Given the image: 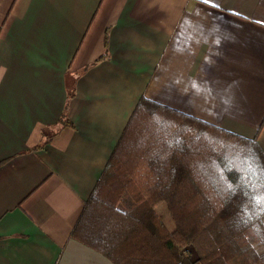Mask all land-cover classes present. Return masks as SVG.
Instances as JSON below:
<instances>
[{
	"label": "crops",
	"instance_id": "0c3cea01",
	"mask_svg": "<svg viewBox=\"0 0 264 264\" xmlns=\"http://www.w3.org/2000/svg\"><path fill=\"white\" fill-rule=\"evenodd\" d=\"M141 97L264 153V0H0V264H115L71 231Z\"/></svg>",
	"mask_w": 264,
	"mask_h": 264
},
{
	"label": "trees",
	"instance_id": "16d2710c",
	"mask_svg": "<svg viewBox=\"0 0 264 264\" xmlns=\"http://www.w3.org/2000/svg\"><path fill=\"white\" fill-rule=\"evenodd\" d=\"M71 236L115 264H264V153L141 97Z\"/></svg>",
	"mask_w": 264,
	"mask_h": 264
},
{
	"label": "rangeland",
	"instance_id": "374dc122",
	"mask_svg": "<svg viewBox=\"0 0 264 264\" xmlns=\"http://www.w3.org/2000/svg\"><path fill=\"white\" fill-rule=\"evenodd\" d=\"M194 256V255H193Z\"/></svg>",
	"mask_w": 264,
	"mask_h": 264
}]
</instances>
